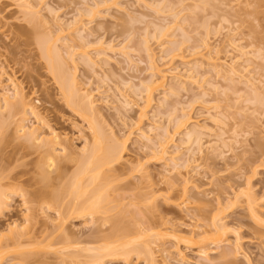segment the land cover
Returning a JSON list of instances; mask_svg holds the SVG:
<instances>
[{"label":"rangeland","instance_id":"374dc122","mask_svg":"<svg viewBox=\"0 0 264 264\" xmlns=\"http://www.w3.org/2000/svg\"><path fill=\"white\" fill-rule=\"evenodd\" d=\"M24 1L37 22L17 0H0V106L16 85L37 112L0 110V233L9 243L0 264H264V0ZM45 34L72 55L78 86L96 102L92 121L126 141L123 160L105 167L107 190L95 185L107 191L95 216L70 213L69 195L39 203L28 193L44 187V153L19 137L23 126L56 131L73 153H59L51 175L63 177L48 190L66 185L91 141L87 117L42 54ZM138 223L172 234L153 263L134 250L86 256L136 237ZM15 224L23 235L12 242Z\"/></svg>","mask_w":264,"mask_h":264},{"label":"bare ground","instance_id":"6f19581e","mask_svg":"<svg viewBox=\"0 0 264 264\" xmlns=\"http://www.w3.org/2000/svg\"><path fill=\"white\" fill-rule=\"evenodd\" d=\"M17 1V5L21 7V10L27 12V15L29 14L31 20H36L34 22H37V20H39L38 10H34L27 1ZM163 31H161L162 33L160 35L164 33ZM50 36L51 35L47 36L45 34L41 38H38V43L40 44L39 47L41 46L40 48L42 49V54L43 56H45V58H47L49 68L54 77L57 79V82L60 85L61 91L64 94L67 103L77 111H81L82 114L87 117V120L89 122L88 124H90L89 128H91V141H86V145L83 148L86 153L83 152L84 154L79 156V158L82 156L80 160H77V162H80L77 163L78 166L73 171L70 179L67 180L66 185L63 184V186L61 185L62 187H56L48 190L47 188L50 187L55 180H57L58 178L61 179L63 177V174L60 173L57 177H53L51 175L53 174V167H57V156L59 155V153L67 155V152L69 156V154L71 153H69L68 147L66 145H63V143L61 142V135L56 131H52L51 133H44L41 136H37L35 127H21V131H17L21 134H19V137L23 136L26 143L35 145L36 147H40L42 149V152L44 153L38 164L39 170L37 172V177H39L38 181L44 183V187H36L28 193L32 201H36L39 203L46 201L48 198H52L53 202L56 203L60 199H63L66 195H69L72 198L70 213L72 210V214L77 212V215L89 214L91 216H95L96 214H98L97 212L102 211V209L105 210V207L102 204L105 205L104 194L107 193V191L105 190H107L106 187L108 186V184H106L105 187L100 182L103 179L104 181L105 179H107V176L106 178L105 176H103L105 167H113V165H115L116 163L119 164L123 160L126 141L114 135L112 131L106 133L105 128L101 127L100 123H94L97 122L95 121L96 119L94 120V122L92 121V118H94L93 116H96L99 113H96V110L94 108L96 106V102L94 101L92 94L86 91L82 92V90L78 86L76 65L73 61L72 55L69 57V59L64 58L60 47L57 45L58 39H53V37L51 38ZM149 47L150 46L147 45V50L150 53L151 51ZM150 57H152V53H150ZM70 59L73 61H71L72 64L70 63ZM151 85H153V83H151L150 86ZM150 86L148 88L151 90L152 86ZM2 99L3 106H0V110L1 107H4L5 110H12L16 106H18L21 107L24 115H27L28 109H30L32 113L37 114L35 108L28 104L26 95H24L22 93V90H20L16 85L14 86L12 92L7 91L6 93H4ZM1 117L2 113L0 111V127L4 125V119H2ZM182 123H179L177 127L180 128ZM58 146H60V148ZM164 146V144H160V151L158 154L166 153L164 150ZM71 155H73V153ZM75 159L77 158L75 157ZM99 182L101 184H98ZM95 185H103V187L106 188L105 190L104 188H102V186L100 187L103 189V191H105L103 192L104 194L102 193V189L96 187ZM247 197L248 200L251 201V196L247 195ZM6 198L7 194L0 186V208L5 205ZM151 198H153V196ZM151 198L148 197L149 200ZM151 201L154 200L152 199ZM217 215L218 214L216 213V216H213V219L215 221H213V227L211 228V230L213 232L212 234L214 239H216L214 240L215 243H220L221 240L218 239L219 234L222 233L223 230H225V227L224 225H220V223H218L220 219L217 218ZM117 222L118 221L114 220V227L115 225H117ZM141 225L142 224L138 223L136 237L130 240L118 239L112 242L104 243L98 247L88 248V254L86 256L97 261L103 260L107 257H114L119 254L128 255V253L130 254V252L134 250L138 251V254L144 253L143 255H146L147 259L152 261L151 263H153V261L155 260L156 247L166 237H169L172 234L166 229L165 226H160L161 224L159 225V227H142ZM18 227L19 226L15 224L9 229L12 234L10 236L12 242H17L23 235L18 230ZM5 238V235L3 233H0V258L4 252L2 250L9 245L7 241H4ZM106 241L107 240L105 239V242ZM201 252L204 256H208L209 254L208 250L206 249L202 250ZM233 254V251L223 250L220 252V255L224 259H229Z\"/></svg>","mask_w":264,"mask_h":264}]
</instances>
